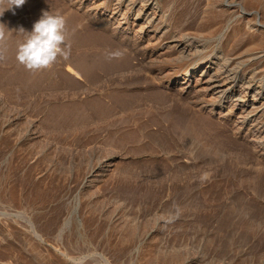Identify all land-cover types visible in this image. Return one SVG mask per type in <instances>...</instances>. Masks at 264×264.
<instances>
[{"label": "rangeland", "instance_id": "obj_1", "mask_svg": "<svg viewBox=\"0 0 264 264\" xmlns=\"http://www.w3.org/2000/svg\"><path fill=\"white\" fill-rule=\"evenodd\" d=\"M81 1L0 16V264H264V155L219 112L249 68L264 97V0H157L146 38L127 25L154 0ZM43 11L70 54L31 72L15 30ZM174 34L213 80L173 82L188 56L153 43Z\"/></svg>", "mask_w": 264, "mask_h": 264}, {"label": "bare ground", "instance_id": "obj_2", "mask_svg": "<svg viewBox=\"0 0 264 264\" xmlns=\"http://www.w3.org/2000/svg\"><path fill=\"white\" fill-rule=\"evenodd\" d=\"M97 1H99V0H89L88 2L81 1V3L84 6H89V7L91 6L94 8V6H97V3H96ZM158 1L154 0V1H150V2H146L144 4H141L137 9V14L135 12L136 17L134 18L133 22L129 23V24L127 23L128 24L127 29L134 30V29H136V27H138L140 30L137 29L136 33H140L145 38L152 36L151 31H153V30L151 29V27L153 28L154 23L157 20H159L160 12H161L160 11V2H158ZM117 13H118V11L115 12V15L120 14V13L119 14H117ZM242 20H243V18H242ZM247 21H249V20H247ZM247 23H249V22H247ZM165 27H166L165 24H161L160 26L155 27L154 30L155 31H161ZM175 31H177V30H175ZM157 35H159V34H157ZM224 39L227 42L228 38H224ZM154 40H155V42L153 43ZM154 40L151 42V43H153V45H157L163 50L165 49L166 51H168V53H172V54L177 53V54H181V55L183 54V55L188 56L187 60L185 59V61H183L181 64H179L180 68H181L180 72H178L177 74L175 73L176 75L173 77V79H174L173 82H177L178 80L183 81V82H181L184 84V86L182 85V90H185V92H187V91L192 90V88L194 86L197 87L200 84L209 83L210 78L214 74V71H213L214 69L212 70L211 63H209L208 61L203 62V64L202 63L198 64L194 61L191 62L190 57L194 54L193 52L197 51V46H198L197 44L192 42L190 39H188L189 41L187 39L182 40V39L178 38L177 36H175V34L173 36H170L168 39L166 38L165 39L166 41L164 39L161 40L158 37L154 38ZM221 40H223L222 37L218 41V43L221 42ZM256 52H250L248 54V59L252 60V62L255 59L259 58L256 55ZM150 55H153V54L151 53ZM220 57H222V56H220ZM200 58H201V56H200ZM200 58H198V59H200ZM197 61H199V60H197ZM256 61H255V63H256ZM218 68H216V70ZM245 72H246V75L243 79L245 81L250 82L249 85L246 87H242L241 85H235L234 84L233 88L230 89L229 94L225 98L226 100L229 101V104H228L229 106H227L226 108L220 107L219 112H220V114L228 116V119L231 121L233 127L236 129V132L245 133V137L248 139L250 138L253 141H255L256 138L259 139V150L264 155V125H259L260 117L262 116V114L264 112V97L260 96V95H263V93L258 91L257 90L258 88L256 86H254L256 84V79L254 78V76L256 74V67L249 68ZM242 77H241V79H242ZM228 78L232 82V78L231 77H228ZM205 86H207V85H205ZM214 87H216V88H214ZM214 87L211 88L210 90L208 89V91H210V93H212V92L213 93H215V92L219 93L220 91L217 88V86L214 85ZM203 89H204V87H203ZM220 98H223V97H220Z\"/></svg>", "mask_w": 264, "mask_h": 264}, {"label": "clouds", "instance_id": "obj_3", "mask_svg": "<svg viewBox=\"0 0 264 264\" xmlns=\"http://www.w3.org/2000/svg\"><path fill=\"white\" fill-rule=\"evenodd\" d=\"M25 3L26 0H0V16L6 10L14 12L15 8H20ZM15 31L24 35V39L16 46L15 58L28 71L39 72L49 69L58 58L67 59L70 54V49L66 45V18L63 15L43 11L40 18L33 23L31 31L25 30L22 26ZM7 38L5 25L0 23V60L5 58Z\"/></svg>", "mask_w": 264, "mask_h": 264}]
</instances>
